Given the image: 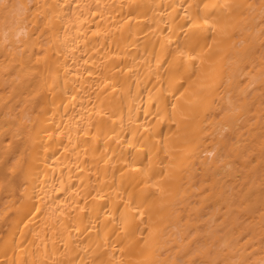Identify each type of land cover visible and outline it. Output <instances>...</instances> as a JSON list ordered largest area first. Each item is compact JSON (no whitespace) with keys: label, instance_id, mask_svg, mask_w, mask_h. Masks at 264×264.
Listing matches in <instances>:
<instances>
[{"label":"bare ground","instance_id":"bare-ground-1","mask_svg":"<svg viewBox=\"0 0 264 264\" xmlns=\"http://www.w3.org/2000/svg\"><path fill=\"white\" fill-rule=\"evenodd\" d=\"M0 264H264V0H0Z\"/></svg>","mask_w":264,"mask_h":264}]
</instances>
